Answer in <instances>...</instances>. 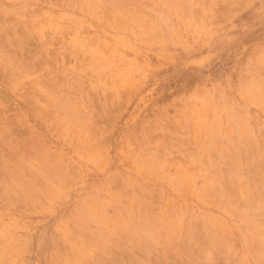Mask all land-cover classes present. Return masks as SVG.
Masks as SVG:
<instances>
[{
    "label": "rangeland",
    "instance_id": "1",
    "mask_svg": "<svg viewBox=\"0 0 264 264\" xmlns=\"http://www.w3.org/2000/svg\"><path fill=\"white\" fill-rule=\"evenodd\" d=\"M0 264H264V0H0Z\"/></svg>",
    "mask_w": 264,
    "mask_h": 264
}]
</instances>
